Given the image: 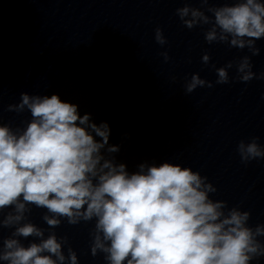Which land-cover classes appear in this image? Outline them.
<instances>
[{
    "label": "clouds",
    "instance_id": "1",
    "mask_svg": "<svg viewBox=\"0 0 264 264\" xmlns=\"http://www.w3.org/2000/svg\"><path fill=\"white\" fill-rule=\"evenodd\" d=\"M209 11L214 14L215 26L225 34L220 39L232 37L231 46L244 48L243 38L247 37V45L253 47L255 40L264 38L261 0H234ZM176 13L189 29L195 18L208 23V17L195 9L193 20L184 19L188 7L178 8ZM216 27L206 34V41L216 39ZM155 40L161 46L167 42L160 28L155 30ZM253 54L258 55L259 50L254 49ZM161 55L165 61L169 59L167 52ZM208 60L204 55L203 61ZM250 69L245 57L237 68L242 73L238 79L252 80L256 75ZM217 74V84L229 82L225 68L217 69ZM258 78H264V73ZM205 86L213 87L193 74L185 90L192 93ZM25 106L32 120L22 134L17 136L9 126L0 124V210L15 206L17 213L7 216L5 227L19 222L26 204H31L67 217L71 225H76L78 218L87 222L95 217L97 235L91 253L95 256L100 249L108 264H250L264 256V245L257 239L264 236V226L258 225L255 231L247 227L250 213L236 207L225 216L221 209L226 202L209 199V193L217 189L206 183L208 178L199 171L163 162L146 171L141 164L138 172L129 174L125 164H114L101 154L111 131L107 123L97 126L90 122L91 114L81 116L78 105L63 101L58 94L21 93V102L9 105L8 111L20 112ZM258 139L238 143L243 163L264 158ZM118 151L115 145L107 148L108 153ZM43 219L51 227L61 223L47 215ZM13 236L43 237V231L26 223L16 228ZM4 249L0 260L8 264H57V260L63 264L65 260L55 234L27 247L8 238ZM69 260L77 264L71 248Z\"/></svg>",
    "mask_w": 264,
    "mask_h": 264
}]
</instances>
